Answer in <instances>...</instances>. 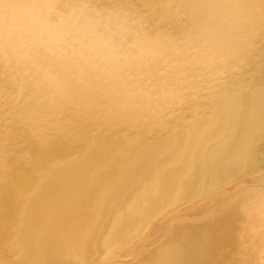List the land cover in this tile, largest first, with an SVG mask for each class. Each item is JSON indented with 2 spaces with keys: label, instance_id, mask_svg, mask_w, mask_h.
Segmentation results:
<instances>
[{
  "label": "bare ground",
  "instance_id": "obj_1",
  "mask_svg": "<svg viewBox=\"0 0 264 264\" xmlns=\"http://www.w3.org/2000/svg\"><path fill=\"white\" fill-rule=\"evenodd\" d=\"M0 264H264V0H0Z\"/></svg>",
  "mask_w": 264,
  "mask_h": 264
}]
</instances>
